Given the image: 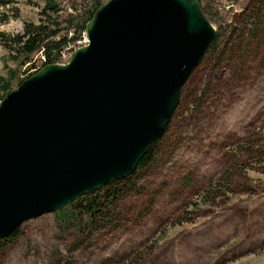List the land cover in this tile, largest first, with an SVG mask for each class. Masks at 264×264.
<instances>
[{"label": "rangeland", "instance_id": "374dc122", "mask_svg": "<svg viewBox=\"0 0 264 264\" xmlns=\"http://www.w3.org/2000/svg\"><path fill=\"white\" fill-rule=\"evenodd\" d=\"M14 1L17 16L14 7H0V33L18 34L24 23L46 20L47 0ZM96 1L108 0H55L61 18L76 20ZM248 2L201 0L228 43L195 69L135 186L125 187L114 205L105 203L98 219L70 204L22 224L15 238L0 243V264H264V164L257 162L264 153V38L260 42L263 32L256 37L240 31L238 15ZM65 33L70 37L73 31ZM77 37L61 51L58 64L85 45L84 34ZM42 63L41 52L23 64L0 45V97ZM250 141L249 152L240 153ZM226 163L237 166L236 193L216 207L197 203L194 195ZM106 191L95 195L102 204ZM180 215L185 222L171 226Z\"/></svg>", "mask_w": 264, "mask_h": 264}, {"label": "water", "instance_id": "95a60500", "mask_svg": "<svg viewBox=\"0 0 264 264\" xmlns=\"http://www.w3.org/2000/svg\"><path fill=\"white\" fill-rule=\"evenodd\" d=\"M85 35L0 101V241L131 176L216 40L198 0H108Z\"/></svg>", "mask_w": 264, "mask_h": 264}, {"label": "trees", "instance_id": "16d2710c", "mask_svg": "<svg viewBox=\"0 0 264 264\" xmlns=\"http://www.w3.org/2000/svg\"><path fill=\"white\" fill-rule=\"evenodd\" d=\"M198 1L200 3L203 14L211 22L205 8L201 5V0ZM15 3L16 2L14 0H0V7L3 8H6L8 6L14 7V10L16 12L14 16H17L18 10L14 6ZM101 5L102 4H99V2L96 1L95 7L84 13L83 19L80 18L79 20H76L77 19L76 17L70 15L65 18H61L58 12L59 5L55 2V0H47L45 12L43 14L46 17V20L42 19L38 24L24 23L23 31L18 34L0 33V45L10 54H12L15 58L23 61V64L30 63L31 56L38 52H41L42 54V58H43L42 67L49 64H57L59 63V57L61 51L68 44L77 40L78 33L80 32L83 33L85 31L86 23L91 19L93 13ZM238 17H243V21L241 23L242 28L240 29L243 35L252 34V35H256L257 37L259 36V34H261V32H263L261 34V37L259 38L260 42L261 40L263 41L264 0H249L248 4L244 7V10L238 15ZM49 20H51V24H49ZM80 20L82 21L80 24H78ZM6 21L7 18L2 20L3 23H5ZM63 23L67 25V27L64 29L60 28V26ZM66 29H70L73 31L70 37H68L67 33L61 35V32ZM244 41L245 38H243V36H240L239 42L243 43ZM223 43L227 44L228 39L225 41L224 36L219 34V32L217 31L215 43L212 49L210 50V52L204 56L202 62L208 57H211L212 55L214 56L218 55ZM225 46L227 45H224V47ZM184 87L182 88V91ZM3 98L4 97H0V101ZM160 140L156 144H158ZM250 143L251 141L246 142V144H243L242 146L245 149L243 147H240L241 149L240 153L247 151L249 152L248 147ZM156 144L146 152L144 157L137 164L136 170L133 172L131 176H129L128 178L122 181L109 182L102 188V189H107L106 194L104 196L105 199L102 198V200H105L104 204H102L101 199H99V196H95L96 193L98 192L97 191L82 198H79L71 205H73V207L76 210L83 211V213H85V215H87L88 217L91 216L101 217L102 216L101 214L105 207V203H111V205H114L115 203L118 202L119 197L127 190V188L125 187L132 188L135 186V176L137 175V172L140 169L147 166L152 161L156 153L155 152ZM257 162L259 163L262 162L264 164V153L260 154V156L257 157ZM236 167H237L236 164L226 163L219 177L216 180L210 182L207 186L202 188L199 192H197L194 195L197 203L201 204L202 206L216 207L224 202L223 199L225 198V196H229L230 194L234 195L237 191L236 185L234 183V180L236 179V175H237ZM249 167L248 168L246 167L245 169L250 170L251 168ZM184 222L185 219H182V215H180V216H176L172 220L170 225L171 226L181 225ZM94 223H96V221ZM19 228L15 229L12 232V234L9 236V238L0 241V243H4L10 238H15L18 234ZM153 244L155 245V243ZM153 248L154 247L151 244L149 246L150 249L149 251L151 252Z\"/></svg>", "mask_w": 264, "mask_h": 264}]
</instances>
